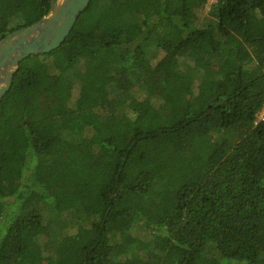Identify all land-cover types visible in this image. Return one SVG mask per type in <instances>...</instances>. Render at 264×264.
Returning <instances> with one entry per match:
<instances>
[{
  "label": "trees",
  "instance_id": "16d2710c",
  "mask_svg": "<svg viewBox=\"0 0 264 264\" xmlns=\"http://www.w3.org/2000/svg\"><path fill=\"white\" fill-rule=\"evenodd\" d=\"M206 2L91 0L19 63L0 264H264V0ZM49 10L0 0V40Z\"/></svg>",
  "mask_w": 264,
  "mask_h": 264
},
{
  "label": "water",
  "instance_id": "95a60500",
  "mask_svg": "<svg viewBox=\"0 0 264 264\" xmlns=\"http://www.w3.org/2000/svg\"><path fill=\"white\" fill-rule=\"evenodd\" d=\"M91 0H50L47 15L0 40V101L9 91L19 63L57 49Z\"/></svg>",
  "mask_w": 264,
  "mask_h": 264
},
{
  "label": "rangeland",
  "instance_id": "374dc122",
  "mask_svg": "<svg viewBox=\"0 0 264 264\" xmlns=\"http://www.w3.org/2000/svg\"><path fill=\"white\" fill-rule=\"evenodd\" d=\"M217 0H207L206 2V5L204 7V9L200 12L199 14V17L202 18L203 16H205L210 8V6L214 3H216ZM151 85L149 84V87ZM148 91L150 93H154L155 90L152 89V88H148ZM154 98H157L155 95H153ZM155 103V101H154ZM264 117V106L262 108V110L257 114V117H256V122H259L263 119ZM210 147L206 148L201 154H200V157H204V155L207 154V152L209 151ZM167 152L171 154V156L176 159L178 161V164H179V167L181 168V171L182 173H184L186 176L189 175L190 171H191V168H192V164L195 160H193L191 157L187 156V157H184V156H180V155H177L175 154V150L169 146H167L166 148ZM70 256L73 257V259L75 258L76 260H80L81 258V254H80V251L76 250V249H72L71 250V253H70Z\"/></svg>",
  "mask_w": 264,
  "mask_h": 264
}]
</instances>
